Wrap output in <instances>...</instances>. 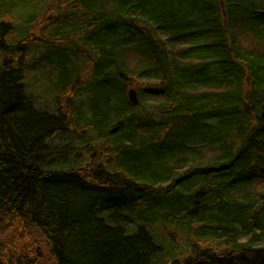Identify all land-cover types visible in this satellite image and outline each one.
<instances>
[{"label":"trees","instance_id":"1","mask_svg":"<svg viewBox=\"0 0 264 264\" xmlns=\"http://www.w3.org/2000/svg\"><path fill=\"white\" fill-rule=\"evenodd\" d=\"M42 243L264 264V0H0V264Z\"/></svg>","mask_w":264,"mask_h":264},{"label":"rangeland","instance_id":"2","mask_svg":"<svg viewBox=\"0 0 264 264\" xmlns=\"http://www.w3.org/2000/svg\"><path fill=\"white\" fill-rule=\"evenodd\" d=\"M46 21H47V19H46ZM46 23V22H45ZM45 26H40V25H36V27H35V29L33 30V32L31 33V37L34 39V40H36V39H38L39 37H40V30L42 29V31H44L43 30V28H44ZM132 61V60H131ZM37 102H39V99H37L36 100ZM43 100H41L40 101V104L41 105H44V107H50V108H52V106H53V102H44V103H41ZM45 101H47V100H45ZM3 238V237H2ZM43 240V239H42ZM46 247V250H45V254H46V259H43V264L46 262V264H49V261H48V258H49V252H48V245L46 244V246H45V244L44 243H42V248L44 249Z\"/></svg>","mask_w":264,"mask_h":264},{"label":"water","instance_id":"3","mask_svg":"<svg viewBox=\"0 0 264 264\" xmlns=\"http://www.w3.org/2000/svg\"><path fill=\"white\" fill-rule=\"evenodd\" d=\"M128 97L133 105L135 106L139 105L140 102L139 95L134 87H130V89L128 90Z\"/></svg>","mask_w":264,"mask_h":264}]
</instances>
